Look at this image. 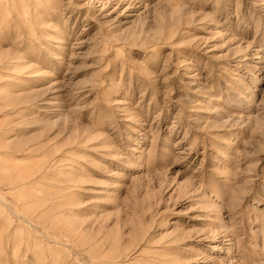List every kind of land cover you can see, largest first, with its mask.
<instances>
[{"label": "rangeland", "instance_id": "1", "mask_svg": "<svg viewBox=\"0 0 264 264\" xmlns=\"http://www.w3.org/2000/svg\"><path fill=\"white\" fill-rule=\"evenodd\" d=\"M0 264H264V0H0Z\"/></svg>", "mask_w": 264, "mask_h": 264}]
</instances>
